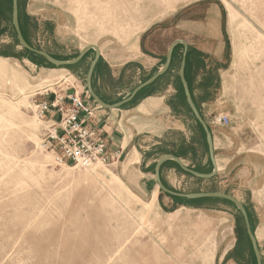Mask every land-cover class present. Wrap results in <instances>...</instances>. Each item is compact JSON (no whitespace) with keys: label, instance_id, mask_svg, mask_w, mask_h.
Returning a JSON list of instances; mask_svg holds the SVG:
<instances>
[{"label":"rangeland","instance_id":"obj_1","mask_svg":"<svg viewBox=\"0 0 264 264\" xmlns=\"http://www.w3.org/2000/svg\"><path fill=\"white\" fill-rule=\"evenodd\" d=\"M22 7L32 46L64 60L99 46L94 89L111 103L152 76L174 40L204 54L205 65L191 61L189 85L217 138L222 169L204 180L174 174L168 163L163 182L179 192L220 191L240 200L264 264V0H23ZM182 53L180 46L171 70L120 108L167 96L192 147L184 150L173 131L150 141L156 144L145 161L125 151L107 165L61 162L42 144L47 129L33 96L70 88L102 108L86 87L95 52L74 68L39 63L18 44L10 3L0 0V264L255 263L235 205L189 206L158 189L154 170L135 175L136 167L150 161L154 169L160 156L181 150L190 168L212 169L182 95ZM219 115L231 123L215 125Z\"/></svg>","mask_w":264,"mask_h":264},{"label":"water","instance_id":"obj_2","mask_svg":"<svg viewBox=\"0 0 264 264\" xmlns=\"http://www.w3.org/2000/svg\"><path fill=\"white\" fill-rule=\"evenodd\" d=\"M12 24L15 30V33L17 35L18 42L22 46V48L28 50L29 52L38 55L42 58H44L49 64L57 66V67H63V66H72L75 64H78L86 55L87 52L90 50H94L95 55L93 60L91 61L88 72H87V78H86V87L87 91L89 93L90 98L94 100L100 107L105 108V109H116L120 108L121 106L131 102L133 99L137 97V95L144 90L145 88L153 85L156 81H158L162 76H164L168 70L171 67L172 61H173V53L174 49L177 45L181 44L183 46V53H182V59H181V65H180V70H179V76H180V81L183 87L184 95L186 102L188 104V107L190 111L192 112V115L194 118L198 121V123L201 125L205 137H206V143L208 147V155L211 160L213 169L211 172L208 173H203L197 170H194L187 166L181 158L174 154H165L161 156L158 161L156 162L155 165V179L157 181V184L159 186V189L173 197L177 198H182V199H188V200H197V199H203V198H218V199H223L226 201L231 202L233 205L236 206V208L239 210L245 224L246 228V233L248 235V238L251 242L252 250L254 252L256 264H263V258L260 250V246L257 240V237L255 233L253 232L252 226H251V221L249 217L248 210L246 206L238 200L235 196L225 193V192H220V191H206V192H179L173 189H170L165 185L161 178V167L166 161H174L180 169L199 179H212L214 178L217 173H218V164L217 160L215 157V148H214V141H213V134L209 128L208 123L202 116L190 89L189 82L186 78V65H187V56L189 52V44L187 41L184 39H176L174 40L167 51L166 58L164 64L148 79H146L144 82L140 83L138 86H136L130 95L116 103L113 104H108L104 102L101 97L97 94V92L94 89L93 86V77L94 73L97 67V64L100 60L101 57V49L99 48L98 45L96 44H89L84 46L79 54L70 60H64V59H58L51 55L49 52L36 48L32 46L24 37L21 25H20V14H19V0H12Z\"/></svg>","mask_w":264,"mask_h":264},{"label":"crops","instance_id":"obj_3","mask_svg":"<svg viewBox=\"0 0 264 264\" xmlns=\"http://www.w3.org/2000/svg\"><path fill=\"white\" fill-rule=\"evenodd\" d=\"M93 86H94V81H93ZM70 92L73 91L71 90ZM99 96L104 102L108 104H113L106 98L102 97L101 95ZM84 100L85 102L90 103V101H88L87 99ZM169 102L170 100L167 99V96L149 95L145 97V99H143L141 102L130 108L128 107L125 109L99 108L96 110L93 123L97 128H100L102 130L103 136L107 140L108 153L115 157L114 160L120 158L125 151H129V152L136 151L140 154L139 158L142 161H145L146 158H149L151 154V147L155 146L156 144L155 142L150 143V141H152L153 138L156 137L161 138L169 133H173V131H180V135L182 137L180 146L184 150L185 147L188 148L192 147L193 143L191 141L189 140L185 141V132H184L185 130L184 128L179 126V124H181V120L179 118H175L172 115L173 111L172 108L169 107ZM199 110L201 111V109ZM157 124L164 125L165 127L161 126L160 129L162 130L159 131L157 129L158 127ZM213 141L215 148V157L219 168L218 172H221L222 158L219 155L217 138L214 134H213ZM220 143L221 141L219 142V144ZM165 154L175 155V153L173 152L165 153ZM143 156L145 157L143 158ZM179 158H181L187 166L189 165V163H187L188 155L185 157L184 154L182 155V157ZM153 162H156V160H153ZM151 163L152 162L149 161L148 163L144 164L142 167L141 166L136 167L135 169L137 170L134 171L135 175L141 177V175L143 174L145 177L146 176L149 177L151 176L150 170H154L153 176L155 179V166L154 169H152ZM168 163L173 164V165L171 164L172 168L170 170H172L174 174H177V172L179 171L174 161H166L161 167V178L163 181H165L164 180L165 172H166L165 167ZM190 166L192 168L195 167L194 165H190ZM133 173L128 174L129 179H131L130 177L132 176H134V178L136 177ZM131 182H133L132 179ZM137 182H140V180H137ZM155 182L157 184L156 179ZM157 187L159 189L158 184ZM156 193L158 197L159 190H155L154 194Z\"/></svg>","mask_w":264,"mask_h":264},{"label":"built area","instance_id":"obj_4","mask_svg":"<svg viewBox=\"0 0 264 264\" xmlns=\"http://www.w3.org/2000/svg\"><path fill=\"white\" fill-rule=\"evenodd\" d=\"M33 98L36 116L47 129L42 144L56 152L58 160L88 167L96 163L107 165L114 160L108 153L102 130L93 123L98 106L85 102L77 91L70 92V88L60 91L46 88L36 92ZM213 123L228 126L231 118L219 115Z\"/></svg>","mask_w":264,"mask_h":264},{"label":"trees","instance_id":"obj_5","mask_svg":"<svg viewBox=\"0 0 264 264\" xmlns=\"http://www.w3.org/2000/svg\"><path fill=\"white\" fill-rule=\"evenodd\" d=\"M9 1V3H10V12H11V14H12V0H8ZM23 6V0H19V14H20V25H21V29H22V32H23V35H24V37H25V39L30 43V41H29V38H28V29H29V27H28V22H29V18H27L26 17V19H23V15H22V7ZM24 20H25V24H24ZM13 29H14V27H13ZM14 32H15V30H14ZM16 34V33H15ZM17 36V35H16ZM17 42H18V39H17ZM18 44L20 45V43L18 42ZM180 46H182L181 44H179V45H177L176 47H175V49H174V53H173V61H172V64H171V66L173 65V63H174V61H175V56H176V54H177V52H178V48L180 47ZM183 47V46H182ZM25 51L29 54V55H31V56H33V58H34V60H37L39 63H41V64H43V63H47V64H49L44 58H42V57H40V56H38V55H35V54H33V53H31V52H29L28 50H26L25 49ZM88 53V52H87ZM87 53H86V55H87ZM86 55L84 56V58L81 60V61H83L84 59H85V57H86ZM203 53L202 52H200L199 50H196V49H194V48H189V52H188V56H187V65H186V78H187V80H188V82H190L189 81V75H188V71H189V68H190V65H191V61L193 60V59H195L196 60V62L197 61H200L201 63H203L202 65H205L204 64V58H203ZM57 58V57H56ZM80 61V62H81ZM79 62V63H80ZM200 64V63H199ZM198 65V64H197ZM199 66V65H198ZM68 68H74L75 67V65L74 66H67ZM203 67V66H202ZM204 68H205V66H204ZM169 70H171V67H170V69ZM169 70H168V72H169ZM167 72V73H168ZM95 74V73H94ZM155 85V83L153 84V85H151V86H149V87H152V86H154ZM182 85V84H181ZM148 87V88H149ZM182 95H183V97H184V101H185V104H186V106L188 107V104H187V102H186V99H185V95H184V91H183V87H182ZM188 109H189V107H188ZM189 111H190V109H189ZM191 112V111H190ZM191 114H192V112H191ZM194 117V116H193ZM195 119V118H194ZM196 120V119H195ZM196 122L198 123V121L196 120ZM198 125H199V127H200V129L202 130V133H203V137H204V142H205V146H206V150H207V152H208V147H207V143H206V137H205V133H204V131H203V129H202V127H201V125L198 123ZM175 155L176 156H178V157H182V150L181 151H179V152H177V153H175ZM209 161H210V164L212 165V163H211V160H210V158H209ZM175 163V162H174ZM176 164V163H175ZM177 165V164H176ZM177 168L179 169V170H181L180 169V167L177 165ZM212 169H213V166H212ZM212 169H211V171H212ZM196 170V169H195ZM182 171V170H181ZM210 171V172H211ZM185 173V172H184ZM185 174H187V173H185ZM173 199H175V200H177V201H184L185 202V204H188L189 206H198V205H201V204H204V203H209V202H217V201H219V202H226V203H230V204H232L231 202H229V201H226V200H223V199H218V198H203V199H197V200H188V199H182V198H177V197H173V196H171ZM233 205V204H232ZM249 217H250V214H249ZM241 218H242V216H241ZM242 221H243V223H244V220H243V218H242ZM250 221H251V217H250ZM245 225V224H244ZM252 226V225H251ZM253 229V228H252ZM246 236H247V238H248V235H247V233H246ZM248 241L250 242V240H249V238H248ZM250 245H251V242H250ZM251 248H252V246H251ZM252 253H253V256H254V252H253V250H252ZM254 261H255V263L254 264H256V260H255V256H254Z\"/></svg>","mask_w":264,"mask_h":264}]
</instances>
